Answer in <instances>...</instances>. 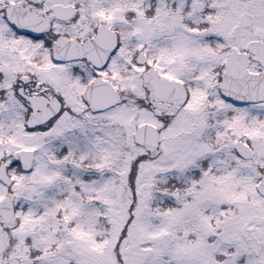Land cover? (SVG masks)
Segmentation results:
<instances>
[{"label": "snow or ice", "instance_id": "obj_1", "mask_svg": "<svg viewBox=\"0 0 264 264\" xmlns=\"http://www.w3.org/2000/svg\"><path fill=\"white\" fill-rule=\"evenodd\" d=\"M0 264H264V0H0Z\"/></svg>", "mask_w": 264, "mask_h": 264}]
</instances>
